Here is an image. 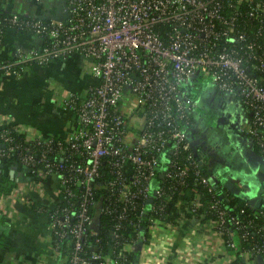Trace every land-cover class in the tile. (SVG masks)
<instances>
[{"label": "built area", "instance_id": "1", "mask_svg": "<svg viewBox=\"0 0 264 264\" xmlns=\"http://www.w3.org/2000/svg\"><path fill=\"white\" fill-rule=\"evenodd\" d=\"M63 1L66 17H21L10 11L7 29L22 28L41 40L38 45L16 47L15 62L28 67L80 54L90 61L97 78L85 96L65 99L79 122L65 139L79 158L35 168L38 161L31 151L21 156L36 177L60 175L61 198L44 209L52 234L72 244L69 263L107 264L99 250L93 249L90 256L82 253L87 233L97 232L96 214L104 210L94 190L105 188L117 195L122 217L136 199L149 197L158 172L164 184L157 189L156 209L164 207L173 190L182 191L191 183L193 198L178 220L209 218L232 249H236L232 226L245 238L252 228L263 231L264 223L256 219L264 216V199L259 207L248 202L252 210L247 223L231 213L233 207L222 204V188L205 172V160L191 146L185 127L196 105L194 77L210 76L217 91L241 99L249 116L245 130L249 144L264 157V0ZM1 23L0 17V42ZM2 67L5 74L21 72L11 62ZM12 132L50 146L51 136L33 138L19 124L6 125L0 128V157L19 146L13 143ZM161 160L164 164L158 170ZM104 164L112 168L107 180L101 178ZM199 186L207 189V206ZM246 211L240 208L245 216ZM54 246L60 250V244ZM243 252L264 255V235L262 244L254 243Z\"/></svg>", "mask_w": 264, "mask_h": 264}, {"label": "crops", "instance_id": "2", "mask_svg": "<svg viewBox=\"0 0 264 264\" xmlns=\"http://www.w3.org/2000/svg\"><path fill=\"white\" fill-rule=\"evenodd\" d=\"M0 1L6 10L41 18L60 19L66 15L64 5L54 0ZM40 41L35 34L8 28L0 45V56L11 55L16 47L38 45ZM200 76L194 77L193 93L195 98L198 96L200 110H205L215 89L212 83L205 87L198 81ZM96 81L90 61L80 54L44 65H30L20 73H7L0 78V128L19 124L33 138L52 135L66 138L78 128L79 122L77 112L66 105L65 99L72 94L85 96ZM221 98L227 112L209 117L210 126L202 136L185 127L187 137L203 139L198 155L205 160L208 172L216 176L210 177L218 185L223 186L227 178L239 185L247 184L244 178L251 174L260 179L259 170L264 164L245 133L249 116L239 109L236 95L221 92ZM5 170L15 178L17 186L10 194L0 196V264H65L67 256L54 246L44 209L61 198L60 175L54 173L41 179L30 174L25 165L14 163L5 165ZM260 194L264 193L258 188L243 192L245 198ZM203 218L185 216L174 225L155 224L150 229L149 241L136 248L139 250L136 264H228L236 256V250L226 246L224 236L209 218ZM232 237L238 245V234L233 233ZM241 255L244 264H264V255L248 252ZM107 264H113L110 253Z\"/></svg>", "mask_w": 264, "mask_h": 264}, {"label": "trees", "instance_id": "3", "mask_svg": "<svg viewBox=\"0 0 264 264\" xmlns=\"http://www.w3.org/2000/svg\"><path fill=\"white\" fill-rule=\"evenodd\" d=\"M11 11V10H10ZM6 10L5 5L0 1V17L2 19L3 30L2 36L5 38L6 29L9 26L8 17L11 12ZM21 17L29 14H23L18 12ZM17 32L30 33L28 30L18 28ZM0 42V45L3 44ZM16 58L14 55L0 56V78L5 74V68L2 67L3 63L11 62L12 67L20 70L21 72L27 66L25 62H15ZM195 96V93H193ZM14 135L13 143L19 144L13 151L10 152L9 156L0 157V196L10 194L17 186V181L13 178L6 170L5 165L7 164H23L21 160L22 154L31 151L38 162L33 164V167L39 168L44 166L45 162H64L67 157H70V161L79 158L77 153L69 147V142L64 137L52 135L50 146L45 143H37L36 141L26 140L22 133L12 132ZM7 148V147H6ZM253 149L257 150V147ZM40 160V161H39ZM164 164V160H161V165ZM24 165V164H23ZM26 166V165H25ZM32 166V165H31ZM31 166H26L28 172L31 174ZM105 174L102 175V179H109L112 177V168L104 164ZM205 172L208 170L205 168ZM161 184H164L163 177L158 172L152 181L151 191L149 197L136 199L135 205L127 209L122 217V205L119 198L115 194L105 188H96L94 190V198L99 201L101 206L104 208L97 214L96 221V233L89 231L85 238V248L82 253L86 256H90L93 249L99 250L104 255L109 253L112 255L113 264H136V258L138 254V248L140 245L149 241L150 229L153 223L159 222H173L178 221L183 212L185 203L192 200L194 195L193 184H188L182 188V191H172L170 198L166 201V204L162 209H156L155 205L160 201L158 197L157 189ZM222 188V204L228 208L233 207L230 210L231 213L238 214V216L247 223L248 213L252 210L248 205V198L243 195L234 193L231 190L218 185ZM198 191L200 192L203 206H207L208 193L207 189L199 186ZM221 196V194H219ZM201 207L200 211L203 209ZM246 207V216L240 212V208ZM94 210V207L92 208ZM204 219V218H202ZM259 223H264V216L256 219ZM234 233L238 234L239 242L236 245V256L228 264H244V258L241 253L251 247L252 244H262L263 231H257L256 229H250L248 238L242 236V230L232 226ZM244 228H249L248 224L244 225ZM112 230L116 232V235L112 234ZM68 239L65 237L63 240L57 239L53 235L54 244H60V251L66 254L67 259L65 264L69 263V253L72 244L66 243ZM93 264H99V260H93Z\"/></svg>", "mask_w": 264, "mask_h": 264}, {"label": "flooded vegetation", "instance_id": "4", "mask_svg": "<svg viewBox=\"0 0 264 264\" xmlns=\"http://www.w3.org/2000/svg\"><path fill=\"white\" fill-rule=\"evenodd\" d=\"M211 93H212L211 94V99H210L211 101H210V103L208 105L209 107L207 109H205V110H200L201 107H200L198 96H197L196 105H195L194 109L192 110V112L190 113L189 122L186 125V127L190 128V130H193L192 132L197 134L198 137L202 136L203 133L207 132V128L210 126V124L208 123L209 122L208 121L209 117L221 116L222 114H225L227 112V111H225L224 100H222V98H221V92H219V91H217L215 89ZM237 98H238V102H239V104H238L239 109L244 114L248 115V112H246V110L243 107L241 99L238 96H237ZM193 138L189 137L191 146L193 148H197L198 149L199 145H200V143L202 142L203 139L198 138V139H200V141H199V140L193 139ZM259 172H262V171L259 170ZM260 179H261L260 181L264 185V179L263 178H260ZM239 186L241 187V190H244V188L242 187V184H240ZM263 193H264V190H263Z\"/></svg>", "mask_w": 264, "mask_h": 264}, {"label": "rangeland", "instance_id": "5", "mask_svg": "<svg viewBox=\"0 0 264 264\" xmlns=\"http://www.w3.org/2000/svg\"><path fill=\"white\" fill-rule=\"evenodd\" d=\"M44 0H40L39 2L41 3V2H43ZM56 3H59V4H63L64 5V1L63 0H54ZM64 8H65V6H64ZM24 14V13H23ZM60 17H62L64 14H63V12H61L60 13ZM65 17H66V15H65ZM13 52V51H12ZM198 81H201V83L205 86V87H208V85L209 84H211V78H210V76H205V75H201L200 77H199V79H198ZM213 85V84H212ZM213 87H214V85H213ZM214 89H215V87H214ZM193 90H194V88H193ZM195 150H196V152H198V149L197 148H194ZM254 151H255V153H256V155L257 156H259V158H260V160H261V162H263V164H264V157L263 156H261L259 153H258V151L257 150H255V149H253ZM162 169V166H160L159 168H158V170H161ZM210 174V176L211 177H216L215 175H213L211 172L209 173ZM242 178H244L243 176H241ZM213 179V178H212ZM244 179H247V184L246 183H242V182H240L241 184H242V187L244 188L246 185H247V187L248 188H245V190H244V192H250V191H252L254 188H258V190H264V185H263V183L260 181L261 179H259L257 176H256V174L254 175V174H251L250 176H246ZM215 180V179H214ZM220 182H222V180H220ZM263 185V186H262ZM241 195H243V193L241 194Z\"/></svg>", "mask_w": 264, "mask_h": 264}, {"label": "water", "instance_id": "6", "mask_svg": "<svg viewBox=\"0 0 264 264\" xmlns=\"http://www.w3.org/2000/svg\"><path fill=\"white\" fill-rule=\"evenodd\" d=\"M261 171L262 172H259V176L260 178L264 179V166L262 167ZM223 187L231 190L234 193H238V194H242L244 192V190H241V187L238 184L234 183L231 178H227L225 180ZM263 199H264V194L263 195L260 194V195H256V196H252L248 198V202L256 207H259Z\"/></svg>", "mask_w": 264, "mask_h": 264}]
</instances>
